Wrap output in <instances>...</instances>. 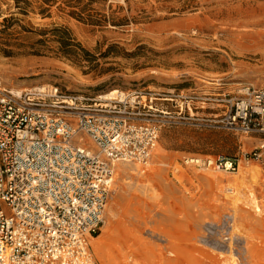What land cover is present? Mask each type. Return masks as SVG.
<instances>
[{"label": "rangeland", "instance_id": "1", "mask_svg": "<svg viewBox=\"0 0 264 264\" xmlns=\"http://www.w3.org/2000/svg\"><path fill=\"white\" fill-rule=\"evenodd\" d=\"M263 85L264 0H0L1 88L56 87L90 104L116 90L135 102L134 119L159 127L145 165L126 163L122 180L114 170L93 237L107 233L108 264L137 263L119 250L127 228L145 264H264V138L220 123L240 88ZM237 176L253 183L255 207L246 195L232 205ZM225 214L233 241L202 245L203 225Z\"/></svg>", "mask_w": 264, "mask_h": 264}, {"label": "built area", "instance_id": "2", "mask_svg": "<svg viewBox=\"0 0 264 264\" xmlns=\"http://www.w3.org/2000/svg\"><path fill=\"white\" fill-rule=\"evenodd\" d=\"M239 92L220 123L264 138V85ZM89 102L56 87H0V264H98L89 239L104 223L114 165H145L159 127L134 119L136 104L123 96ZM193 162L228 173L238 168L232 159ZM232 224L229 214L205 223L200 243L226 246Z\"/></svg>", "mask_w": 264, "mask_h": 264}, {"label": "bare ground", "instance_id": "3", "mask_svg": "<svg viewBox=\"0 0 264 264\" xmlns=\"http://www.w3.org/2000/svg\"><path fill=\"white\" fill-rule=\"evenodd\" d=\"M257 36H259V33H256ZM11 92L13 93H19L21 92L20 90H11ZM121 96V94L116 91L113 90L109 93H106L102 96H100V100L103 102H108L116 97ZM264 146V145H263ZM192 160V162H190L188 160V163H194L193 161L195 159L193 158H189ZM129 167L127 166L126 163H118L114 165V170L116 169V177L119 180L124 179L125 177H127L128 173H129ZM252 167L248 168L246 171L244 169L245 172L251 170ZM241 172H243V170H241ZM233 185H234V190H235V194L232 197V205L234 207L238 206V203L240 202V200L246 195V198L249 199V201L251 202V204L255 207L254 201H255V196H254V185L253 183H251L250 181H247L245 178L243 177H235L233 179ZM244 195V196H243ZM242 217V215L240 216V218ZM107 242V233H105V235L100 238H90L89 239V245L92 248V251L94 253V255H96V257H98V259L100 260L101 264H108L106 261H104L102 259V248L104 247V245ZM119 244V250L121 251L123 257L126 260H130L132 263H136V264H145L143 261L139 262V258L141 256L140 251L137 250L136 248V236H135V231L132 230V228L128 229L127 228V232L125 234H123L121 240L118 242ZM156 264H179V261L177 260V258H175V260H170V261H160L158 260L156 262Z\"/></svg>", "mask_w": 264, "mask_h": 264}, {"label": "trees", "instance_id": "4", "mask_svg": "<svg viewBox=\"0 0 264 264\" xmlns=\"http://www.w3.org/2000/svg\"><path fill=\"white\" fill-rule=\"evenodd\" d=\"M57 31H61L65 36L66 35H68V31L66 30V29H61V30H57ZM68 46H71V44H67ZM73 46V45H72ZM74 46H76V47H78L79 45L77 44V45H74ZM79 48V47H78ZM82 50V49H81Z\"/></svg>", "mask_w": 264, "mask_h": 264}]
</instances>
